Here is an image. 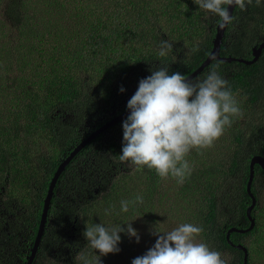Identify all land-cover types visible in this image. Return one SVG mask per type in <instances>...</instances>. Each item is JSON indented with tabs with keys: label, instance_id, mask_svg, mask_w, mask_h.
I'll list each match as a JSON object with an SVG mask.
<instances>
[{
	"label": "trees",
	"instance_id": "obj_1",
	"mask_svg": "<svg viewBox=\"0 0 264 264\" xmlns=\"http://www.w3.org/2000/svg\"><path fill=\"white\" fill-rule=\"evenodd\" d=\"M232 15L235 24L226 28L219 54L250 60L251 48L264 41V6L234 8ZM219 22L194 0H0V182H8L9 199L29 214L30 228L21 234L26 254L12 245L18 232H0V264L27 263L61 161L123 113L139 81L161 62L169 75L195 71L212 49ZM161 40L173 43L166 57L158 55ZM217 62L243 116L202 154L189 153L192 170L185 182L120 161L126 116L86 143L59 174L32 264H83L78 254L93 262L100 258V264H131L146 230L163 233L183 223L202 226L197 241L220 252L226 264L243 263V252L228 243L226 233L248 228L249 162L264 159V49L251 65L212 60L193 80L203 79ZM253 170L254 227L232 232L229 241L247 249V264H264V170ZM20 188L23 194L16 195ZM137 195L143 203L122 212L120 202ZM87 223L109 229L131 223L139 243L121 232L120 251L101 255L83 235ZM126 253L130 258L120 263Z\"/></svg>",
	"mask_w": 264,
	"mask_h": 264
},
{
	"label": "clouds",
	"instance_id": "obj_2",
	"mask_svg": "<svg viewBox=\"0 0 264 264\" xmlns=\"http://www.w3.org/2000/svg\"><path fill=\"white\" fill-rule=\"evenodd\" d=\"M200 9L219 18L218 27L233 25L236 17L229 6L246 11L249 6H264V0H194ZM256 45V44H255ZM194 48L193 51H198ZM173 52V43L159 42V57ZM217 62L203 79H190L179 72L169 75V66L161 62L151 75L139 81L138 90L127 102L130 114L122 122L123 146L121 162H130L136 170L147 167L155 170L161 179L169 177L183 184L191 174L186 159L195 149L199 152L212 147L230 127L234 118L243 112L228 81L219 73ZM124 91L123 87L120 89ZM143 203V196L122 200L121 211ZM107 214V210H106ZM204 229L192 223L180 224L168 232H157L156 242L144 255L131 264H226L221 253L197 241ZM121 232L140 237L131 223L105 227L102 223L86 226L83 235L88 245L101 255L118 253ZM83 264H100L78 254ZM99 257V256H98Z\"/></svg>",
	"mask_w": 264,
	"mask_h": 264
},
{
	"label": "water",
	"instance_id": "obj_3",
	"mask_svg": "<svg viewBox=\"0 0 264 264\" xmlns=\"http://www.w3.org/2000/svg\"><path fill=\"white\" fill-rule=\"evenodd\" d=\"M233 11H234V6H229V12L233 14ZM218 24L216 26L215 35H214V38L212 41V49H211L210 53L208 54V56L204 60V62L195 71H193L190 75H188L186 78L194 79L195 77H197L204 70V68L209 65V63L212 60H219L222 62L237 61L239 63H243L244 65H251V64L255 63L258 60V58L260 57L262 50L264 49V41L259 43V45L257 44L251 48L252 59H250V60H246L243 58H233L230 56L221 57L219 54V50H220V46L222 43V38L224 36L225 30H226L228 25L225 28L220 29L218 27ZM129 114H130V110L128 108H126V110L123 113L115 116L110 121L104 123L100 128H98L97 130L92 132L86 139L81 141L80 144L77 145L70 152V154L65 159H63L61 161V163L57 167L54 175L52 176L51 182H50L49 187L47 189V193H46V196L44 198L43 208L41 211V218L39 221V226L37 229L35 239L33 241V245L31 247L30 255L27 258L26 264H31V262L34 258V255L36 253V250L39 246V243H40V240H41V237L43 234L44 226H45L47 210L49 209V204L51 201V197L53 195V189H54V186L56 184V181H57L59 174L65 169V166L69 163V161L86 145V143H88L90 140H92L94 137H96L103 130H105L106 128H108L114 124H116L118 121L125 118ZM254 165H259L264 170V159L261 156H253V157H251L250 162H249V178H248L247 185H246V191L251 198V204L246 209V216L250 222L249 226L246 229L230 228V229H228V231L226 233V239H227L228 243L230 245H232L233 247H235L238 250H241L243 252L244 256H243V263L242 264H247V257H248L247 249L243 245H240V244L239 245H233L229 241V236L232 232H238L241 234L247 233L250 230H252V228L254 227L255 221H254V218L252 217V210L255 206L256 200L250 191L251 182H252V178L254 175V170H253Z\"/></svg>",
	"mask_w": 264,
	"mask_h": 264
},
{
	"label": "flooded vegetation",
	"instance_id": "obj_4",
	"mask_svg": "<svg viewBox=\"0 0 264 264\" xmlns=\"http://www.w3.org/2000/svg\"><path fill=\"white\" fill-rule=\"evenodd\" d=\"M234 24H235V21H234ZM258 45H259V43H258ZM2 193L0 194V222L3 223L5 230L10 232L12 235L15 232H18L16 234V235H18V242L17 243L13 242L12 245L15 247V245L18 244L20 249H21V253L26 254L27 252L23 249V244L21 243V238H22L21 234H23V231H28L30 229L27 225L28 221L26 218L27 215H29V214H26L27 211L25 209H23L20 205L16 204V206H17L16 207L15 205H10L9 203H7V201L2 200V197H3ZM37 217H38L37 215H31V218L33 221H37ZM8 232H7V234H8ZM6 244H7V242L4 241L1 244V246L4 247ZM10 249H11V247H10ZM36 255L37 254L35 253V256ZM27 258H28V256H27ZM19 262H20V260L17 259L15 264H18Z\"/></svg>",
	"mask_w": 264,
	"mask_h": 264
},
{
	"label": "rangeland",
	"instance_id": "obj_5",
	"mask_svg": "<svg viewBox=\"0 0 264 264\" xmlns=\"http://www.w3.org/2000/svg\"><path fill=\"white\" fill-rule=\"evenodd\" d=\"M110 178H113V176H111ZM3 180H5V179H3ZM8 190H11L10 186L8 185V182H7V181H2V182H0V194L3 192V193H2V195H3L2 200L7 201V203H9L10 205H15V206H16V203H15V202H16V199H12L13 197H10V199H9L8 194H7ZM19 194H20V195L23 194L21 188L16 192V195H19ZM11 195H12V193H11ZM18 205H20V204H18ZM16 207H17V206H16ZM22 215H23V214H22ZM26 218H27V217H26ZM22 219H23V218H22ZM88 224H89V223H87V225H88ZM88 226H89V225H88ZM160 226H161V227H164L163 224H160ZM73 227H74V230H73V232H74L76 227H75V226H72L71 229H72ZM4 230H5L4 225H3V224H0V232H1V234H2V231H4ZM5 231H6V230H5ZM155 231H156V230L152 231V232L148 235L147 230H146V236H144V237H145L144 239H141V242L139 243V248H137L134 252H131L132 254L134 253V255L131 257L129 263H131L132 260H133L134 258L140 256L139 254H140V252H141L142 246H143L144 248H146L145 245H146V246L149 245V243H150L151 240H152V241H156L157 236L154 234ZM76 236H77V237H80L79 234H76ZM155 236H156V237H155ZM154 237H155V238H154ZM153 238H154V239H153ZM144 248H143V250H144ZM131 253H126L125 256H121L119 262H120V263H125V261H128V259H129L130 256H131ZM256 256H257V255H256ZM255 264H257V263H255Z\"/></svg>",
	"mask_w": 264,
	"mask_h": 264
}]
</instances>
